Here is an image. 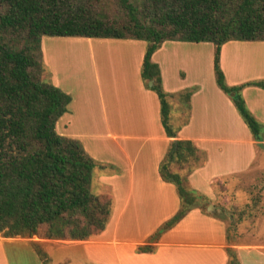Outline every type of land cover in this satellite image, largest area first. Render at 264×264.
<instances>
[{
	"label": "trees",
	"instance_id": "trees-1",
	"mask_svg": "<svg viewBox=\"0 0 264 264\" xmlns=\"http://www.w3.org/2000/svg\"><path fill=\"white\" fill-rule=\"evenodd\" d=\"M115 4L121 15L109 21L103 13L93 12L91 0H0V235L5 238L87 240L106 229L113 211L110 195L91 191L93 171L108 165L89 156L79 140L56 130L71 96L45 76L43 36L145 41L141 79L157 94L161 123L171 138L178 128L152 56L166 41L213 43L217 85L264 152L261 123L242 97L246 87L264 88V79L230 86L220 66L223 44L264 41V0H115ZM191 94L180 93L183 115L189 114ZM205 158L190 140L171 143L159 173L175 186L180 206L137 252H153L160 237L192 209L208 213L209 199L188 182ZM36 245L32 242L40 263L51 264ZM227 251L228 264H238Z\"/></svg>",
	"mask_w": 264,
	"mask_h": 264
},
{
	"label": "crops",
	"instance_id": "crops-1",
	"mask_svg": "<svg viewBox=\"0 0 264 264\" xmlns=\"http://www.w3.org/2000/svg\"><path fill=\"white\" fill-rule=\"evenodd\" d=\"M56 39V44L73 48L74 51H70L73 58L80 55V66L84 69L66 72L58 62L59 56L65 52L58 51L57 46L50 52L41 48L44 64L53 65L60 75L56 80L49 78L50 81L71 96L68 111L57 121L56 130L60 135L79 140L98 163L112 166L105 170V174L96 172L91 183L109 190L113 211L106 229L87 240L39 239L35 243L44 250L47 245L81 246L88 264H228L227 250L232 251L238 264H264V236L262 239L260 235L253 238V230L264 229L263 225L254 226L249 231L248 223H238L237 232L231 239L227 223L219 215L205 213L199 208L192 209L166 231L154 244L153 252L136 251L180 206L175 186L163 181L159 173L160 162L174 140H190L200 153L206 155L203 163L188 176V182L191 188L210 200L215 198L213 184L219 177L242 175L256 164H264V152L257 146L251 132L243 129V139L203 135L205 130L212 129L214 134L234 135L226 119L219 118L216 109V114L212 113L215 118L210 117L216 107L213 95L219 100L223 98L219 90H207L204 83L203 70L213 64L215 48L208 42L166 41L152 56V61L160 68L165 91L175 94L197 86L189 100L190 120L175 138H171L166 136L161 123L157 94L146 88L141 79L145 41L85 37ZM97 59L106 60L110 70L114 66L112 72L118 70L114 81L105 80L103 83L100 73L103 69L99 67L102 63ZM248 59L253 65L262 67L264 72V41L234 40L223 44L220 66L225 78L227 68L233 73L243 70V63ZM206 74L210 75V70ZM103 77L106 79L105 75ZM230 77L231 81L227 80L231 86L248 81L238 80L234 74ZM242 92L244 94L246 89ZM259 99L263 104L264 96ZM206 104L205 114L211 121L208 119L204 122L206 125L197 130L194 128L195 110ZM256 118L260 123L264 120ZM99 132L106 135L99 137ZM227 147L232 148L228 150ZM95 194L105 193L99 191ZM141 211L151 216L152 221L146 227L140 225ZM124 213L127 215L124 222L126 233L117 227L119 223L122 225ZM139 229L143 232L134 236L133 232ZM245 236L251 239H243ZM8 243H12L10 239L0 237V264H11L6 249ZM25 245L27 247H22L18 263L41 264L35 249L29 246L32 242Z\"/></svg>",
	"mask_w": 264,
	"mask_h": 264
},
{
	"label": "rangeland",
	"instance_id": "rangeland-1",
	"mask_svg": "<svg viewBox=\"0 0 264 264\" xmlns=\"http://www.w3.org/2000/svg\"><path fill=\"white\" fill-rule=\"evenodd\" d=\"M92 4V10L95 13H100L104 15L105 18L109 21H117L119 19V16L121 15V12L119 8L115 4V0H91ZM58 37H53V36H43L42 37V42H41V48L45 50H48L49 52L53 48L57 46V50L60 52H65L64 54L58 53L59 56V64L63 66L66 72L71 71V73L74 72H81L82 67L80 66V55L76 54V59L73 58L70 55V51L73 52V48H70V46L66 44H60V43H55L57 42L56 39ZM144 42V41H141ZM184 42V41H180ZM250 42V41H247ZM254 42H262V41H254ZM54 43V44H53ZM209 44L212 45L214 48V44L211 42H208ZM47 48V49H46ZM42 50V49H41ZM55 53V52H54ZM43 56V52H42ZM97 62H101L102 65H99V67H102L103 70H100L101 73V79L103 83L105 80L108 81H114V78H116V73H118V70L115 69V72H112L114 70V66H112V70H110V65L106 62V60H99L97 59ZM75 63V64H74ZM78 64V65H77ZM45 65V76L49 79L55 78L59 79V74H57L56 68L54 66L52 67L51 64L47 63ZM213 65L211 64V67H204V83L208 89L215 88L220 91V95L223 97L222 99L216 98L215 95L214 97V104H216V107H213L212 112L210 114V117L213 119L215 117L212 116V113L215 115L216 112L214 109L219 112V118L222 117V119H226V124L228 127H231L232 130L234 131V135H224L216 133L214 134V130H205V133L203 134L204 136H211L215 135L216 137H222V138H227L230 136L236 137L238 139H243L244 133L242 130L244 129L247 131V133H250L249 128L243 121L242 117L239 115L235 105L233 104L232 100L230 97L223 92L217 85L216 79H215V74H214V69ZM243 70L237 71V72H232L229 68L226 69L227 71V79L231 81V74H234V76L237 77V79L241 81H252V80H261L264 79V72L262 71V67L259 68V66H255L251 63V60L248 59L243 63ZM210 70V75H205L207 71ZM223 71V70H222ZM112 72V75H111ZM231 72V73H230ZM224 73V72H223ZM103 75H105L106 79H104ZM226 80L227 85H229V81ZM149 86V82H148ZM231 86V85H230ZM152 87V86H149ZM147 88V87H146ZM164 89V88H163ZM246 92L243 94L242 92V97L243 100L245 101V104L247 108L253 113V115L258 117L259 119L264 118V103L262 104L259 98H262L264 96V91L263 93L262 90L263 88H258L254 86H249L246 87ZM151 90V89H150ZM165 90V89H164ZM192 91V94L197 90V86H190L182 91H179L177 93H169L165 91L166 93L169 94V102L172 105L173 103V109L171 111V117H172V122L175 128H178V132H180L185 124L189 122L190 117H191V111L189 112L188 115H183L182 110L185 106L183 98L180 97V93H186V91ZM153 91V90H152ZM218 91V92H219ZM256 92H260L257 94ZM191 97V96H190ZM227 102V104H226ZM229 102V103H228ZM190 104V101H189ZM207 108V104L204 107L198 106L195 110V122H194V128L199 130L201 125H206L204 122L208 121L205 111ZM191 109V108H190ZM98 111V110H97ZM100 113V111H98ZM210 120V119H209ZM187 121V122H186ZM211 121V120H210ZM186 122V123H185ZM185 123V124H184ZM261 128H262V135L264 136V120L261 123ZM235 130L237 132H235ZM99 137H103L106 134L104 132H99L97 134ZM232 147H227L229 150ZM264 156V155H262ZM107 165V164H103ZM108 167L105 168H99L96 167L95 170L93 171V176L92 179L96 176V172L101 171L100 173L105 174V170H110ZM95 172V173H94ZM95 183H91V191L93 193L102 191L105 194H108L107 192L109 191L107 188L104 187H99L96 186ZM213 188L215 189V198H211L210 200L208 197V201L210 202L211 205H213V210L211 209L209 212L215 213L216 215H219L221 219H223L228 226V232H229V237L232 239V237L236 234L237 232V224L241 222H245L249 224L248 230L252 231L253 227L256 226L259 227V225L264 226V164L261 166H258L257 164L248 172L242 174V175H234L228 178H225L223 176L219 177L218 180H216L213 184ZM198 192V191H197ZM201 194V193H200ZM109 195V194H108ZM209 204V205H210ZM150 214H146L145 212L141 211L140 212V225L142 224L144 227L148 225V222L152 221L149 216ZM126 214H123V221L122 225L119 223L120 217L118 220V225L117 227L121 229V232L126 233L127 230H125V219H126ZM263 227L259 228V230H253L254 237H258L260 235V238H263V232L264 229ZM131 232V230H128ZM139 231V232H138ZM142 231L141 229L136 230L133 232V235L137 236L138 233ZM249 235V233H247ZM0 237H3L0 235ZM5 238V237H4ZM10 239L12 243H8L6 245V249L9 255V260L11 264H20L18 263V256L22 255L20 254L22 251V247H27L25 244L27 242H37L39 241V237L33 236L31 238L28 237H15V238H6ZM243 239H251L247 236H245ZM236 240V239H235ZM255 240V239H253ZM31 244V243H29ZM30 247L32 245H29ZM24 247V248H25ZM32 248V247H31ZM36 248H40L43 250L42 246L36 245ZM45 252L48 254L50 257L52 264H88L86 263L85 259V254L81 246L77 245H51L48 246L45 250ZM20 254V255H19ZM67 259V262L65 261Z\"/></svg>",
	"mask_w": 264,
	"mask_h": 264
},
{
	"label": "water",
	"instance_id": "water-1",
	"mask_svg": "<svg viewBox=\"0 0 264 264\" xmlns=\"http://www.w3.org/2000/svg\"><path fill=\"white\" fill-rule=\"evenodd\" d=\"M149 86H153V81H150V82H149ZM211 209L213 210V205L210 204V205H208V207H207V211L209 212Z\"/></svg>",
	"mask_w": 264,
	"mask_h": 264
}]
</instances>
